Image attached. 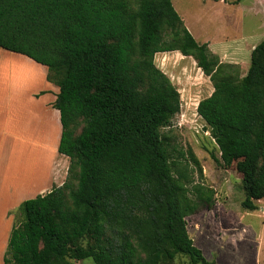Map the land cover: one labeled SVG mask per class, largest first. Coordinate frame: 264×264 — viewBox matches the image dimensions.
<instances>
[{"label":"trees","instance_id":"obj_1","mask_svg":"<svg viewBox=\"0 0 264 264\" xmlns=\"http://www.w3.org/2000/svg\"><path fill=\"white\" fill-rule=\"evenodd\" d=\"M0 48L46 66L59 89L57 151L69 159L61 185L20 202L2 264H219L187 232L208 193L171 159L160 129L180 95L153 58L179 51L209 77L196 113L235 161L242 208L254 210L264 197V40L240 76L194 39L171 0H0Z\"/></svg>","mask_w":264,"mask_h":264},{"label":"rangeland","instance_id":"obj_2","mask_svg":"<svg viewBox=\"0 0 264 264\" xmlns=\"http://www.w3.org/2000/svg\"><path fill=\"white\" fill-rule=\"evenodd\" d=\"M171 2L196 41L208 42L209 49L219 55L222 52L227 62L237 66L240 76L246 72L250 60L248 47L264 40V0ZM153 60L180 95L179 112L160 129L170 148L173 147V150L169 148L171 159L186 163L185 171L193 184L208 193V201L199 203L201 212L185 217L189 237L207 260L219 264H264V197L254 201V210L242 208L244 192L235 161L220 154L209 129L196 113L198 101L213 90L209 77L198 72L199 67L191 56L179 51L156 53ZM18 61L0 58V214L8 200L18 203L4 217L9 229L20 219L18 206L21 201L5 195L12 196L14 190L24 188L23 196L31 198L33 193L39 194L36 189L43 187L46 179L50 189L54 177L52 168L60 165L64 156L55 148V123H52L49 139L42 131H32L43 124L47 112L43 106L45 101L30 98L29 92L44 90L46 79L32 66L33 78L19 77L12 64ZM29 104L41 115H29L25 110ZM22 151L33 157L32 161L29 158L27 166L22 161L25 158ZM190 154L194 159L191 160ZM181 164H176L175 168ZM20 166L26 167V174L21 173ZM2 220L0 217V250L6 233L5 226L1 228ZM176 262L188 264V257L178 255ZM71 264L95 263L86 258L72 260Z\"/></svg>","mask_w":264,"mask_h":264},{"label":"crops","instance_id":"obj_3","mask_svg":"<svg viewBox=\"0 0 264 264\" xmlns=\"http://www.w3.org/2000/svg\"><path fill=\"white\" fill-rule=\"evenodd\" d=\"M198 43H206L207 46L209 44L208 42H198ZM253 47H254V45L252 47H248L247 50L251 52V50H252ZM211 52L214 53V54H216L219 57L220 61H222V62L226 61L227 62V60L223 58V57H226V56H223L222 55V52H221V55L217 54L215 51H211ZM1 53H2V55H1L0 58H5L6 60H8L9 58L14 59V60H17V59L19 60L18 61L19 63H16V62L15 63L14 62L12 63L14 65L13 67L17 71L19 77H22L24 79H27L30 76H32V78H33L34 77L33 75H34L35 72L33 71L32 67H34V69L39 72L41 78L46 79V73H47L46 66L41 65V64L35 62L34 60H32L31 58H29V57H27V56H25L23 54H20V53H16V52H12V51H8V50H5V49L0 48V54ZM11 55H14V56H11ZM13 57H15L17 59H15ZM235 63H237V62L235 61ZM30 66H32V67H30ZM247 68H248V64H247ZM198 69H199L198 72H202L200 68H198ZM45 81H43V87H45L44 90L39 91V92H37V91H35V92L34 91L29 92V97L30 98L35 99L37 101H40V100H44L45 101V105H43V106L45 107V110L47 112L46 119H44L45 117H43V119H42L43 121L45 120L43 122V124L41 123V125L39 126V128H37V127L33 128L32 131H35V133L36 132H39L40 133V131H42L43 136H46L47 139H49V132L51 131L52 123L53 124L55 123L56 126H57V131L55 133L54 138H55V142H56L55 143V148H57L58 142H59V137H60V132H61V124H60V120H59V111L56 108H53L52 107V103L54 102V100L56 98V94L58 93L59 89H58V86H56L55 84H53L51 82H48L47 80H45ZM27 106L28 107H26L25 110H26V112L29 115H31V116L33 115V117H35V115L36 116H40L41 115L30 104L27 105ZM31 133H33V132H31ZM22 152H23L22 153L23 154L22 156L25 157L22 161H24L25 162V166H27L28 161H29V158H31V161H32L33 160V157L32 156L30 157V155L27 152H24V151H22ZM34 160H36V159H34ZM36 161H33V163H35ZM61 161H62V163L60 165H58V166L56 165L55 168H52V171L54 173V177H52V181H53L52 182V187L53 186H59V185H61L63 183V181L65 180L66 173H67V168H68V164H69L68 157L63 156V158H61ZM21 167L22 166H20L21 173L26 174V170H27L26 167H22V168ZM47 181L48 180L46 179V182H43V184H42L44 186L36 189L37 190L36 192H38L39 194H43V193L49 191L52 187L50 189L48 188V186H49L50 183H48ZM24 191H25L24 188L23 189H20V190L16 189L13 192V195L14 196L13 195L10 196V195L7 194V195H5V197L6 198H12L13 200H18V201H21L22 202L23 200H25V199L28 198L26 196H23ZM33 195H34V193H33ZM33 195H31V197H34L35 196V195L34 196ZM1 198L2 197L0 195V199ZM6 203H8L7 204V207H5L3 213L0 214L1 220L3 218L2 222L4 223L1 226V228L5 226V232H6L5 233L4 240H3L4 244L2 246V249L0 250V264H2V257H3L2 256L3 255L2 252H3V247L5 245V240H6V237L8 236V233H9L8 231L10 230L9 227H7V224L5 223V221L7 220V218L5 219L4 217H7L6 216L7 215L6 212H9L10 210L13 209V207H15L18 204V203H13V202H11L9 200ZM199 212H201V211H198V212L193 213L191 215L198 214ZM2 222H1V224H2ZM196 227H198V224H197Z\"/></svg>","mask_w":264,"mask_h":264}]
</instances>
